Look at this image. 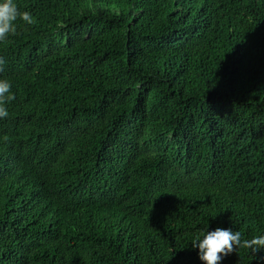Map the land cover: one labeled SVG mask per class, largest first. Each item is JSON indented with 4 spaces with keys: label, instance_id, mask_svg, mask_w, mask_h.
Segmentation results:
<instances>
[{
    "label": "trees",
    "instance_id": "16d2710c",
    "mask_svg": "<svg viewBox=\"0 0 264 264\" xmlns=\"http://www.w3.org/2000/svg\"><path fill=\"white\" fill-rule=\"evenodd\" d=\"M14 3L0 264H205L202 231L264 235V0Z\"/></svg>",
    "mask_w": 264,
    "mask_h": 264
},
{
    "label": "clouds",
    "instance_id": "9594fccd",
    "mask_svg": "<svg viewBox=\"0 0 264 264\" xmlns=\"http://www.w3.org/2000/svg\"><path fill=\"white\" fill-rule=\"evenodd\" d=\"M28 24L34 22L30 12H20L14 0H4L0 3V40H5L9 34L16 33L17 19ZM4 58L0 57V71H3ZM11 85L6 79H0V118L8 116L6 101L14 100L10 93ZM7 139V137H5ZM192 247L199 249V258L205 264H219L223 257L237 251L238 248L250 249L253 253L264 248V235L252 239H243L239 231L232 228L217 227L214 231H202L192 240Z\"/></svg>",
    "mask_w": 264,
    "mask_h": 264
}]
</instances>
